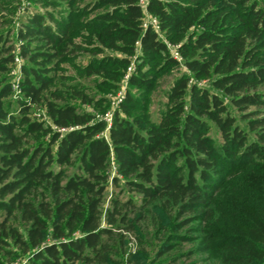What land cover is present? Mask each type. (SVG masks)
Returning a JSON list of instances; mask_svg holds the SVG:
<instances>
[{
    "label": "trees",
    "instance_id": "obj_1",
    "mask_svg": "<svg viewBox=\"0 0 264 264\" xmlns=\"http://www.w3.org/2000/svg\"><path fill=\"white\" fill-rule=\"evenodd\" d=\"M16 1L0 0V264H120L123 232L144 253L161 240L154 262L186 242L215 264H264V0H149L159 32L141 0H32L16 30L20 115L8 106ZM139 48L101 136L106 121L83 106L106 113ZM180 65L211 89L179 75L154 121L152 96ZM113 167L120 192L104 209Z\"/></svg>",
    "mask_w": 264,
    "mask_h": 264
},
{
    "label": "rangeland",
    "instance_id": "obj_2",
    "mask_svg": "<svg viewBox=\"0 0 264 264\" xmlns=\"http://www.w3.org/2000/svg\"><path fill=\"white\" fill-rule=\"evenodd\" d=\"M94 0H84V3H90L93 2ZM149 0H141V5L143 7V10L145 12V18H144V23L146 25H154V17L150 15L147 12V4ZM259 2H262L263 0H258ZM16 4V9L13 11L12 15H8L7 19L10 20V29H12V34L10 36V45H13L15 47V55H17L19 61L14 62L13 65L11 66V70L9 72V77H10V82L11 83H16L17 79L20 77V83L22 81V69L23 66L26 64V61L22 59L19 55V49L21 42L17 39L16 37V30L19 29L22 25L23 22L26 21L27 17V9L29 8L30 10L34 9L33 6V1L32 0H17L15 2ZM39 9L41 7H38ZM6 14V13H5ZM171 49V54L175 55V50L173 47H170ZM141 54L140 51H137L136 56L132 58V61L134 63L136 57H138ZM84 63V62H83ZM64 70H66L65 75H73L74 70L69 66L65 65L63 66ZM135 67V66H134ZM129 73V70L127 69L126 74L124 78L122 79L121 86L119 90L116 92V94H106V97L109 98L110 106L108 110L106 111L105 114L102 112H98L97 109L93 106H83V109L89 113H93L96 116V121L100 120H105L108 128L109 125L111 126L114 114L116 111L119 110L120 105L118 106V101L119 97L122 95H126V90L128 87V80L131 75H129V78L127 79V75ZM188 74L193 82H197L198 85H200L203 88H209L211 89V85L209 80H198L196 81L194 77H192L191 73L183 66L180 65L176 70L173 71V74L171 76L165 78L159 89L153 94L152 96V105H151V116L154 121H158L160 118V113L162 110L165 109V105L167 103V98H166V90L170 87L172 82L176 77H178L181 74ZM91 87H94L92 83H88ZM22 98V93H19L18 91L14 92L12 97L9 99L8 106L10 108L11 113L15 115H20V108H19V103L18 101ZM125 99V97H124ZM108 114V115H107ZM237 116L238 113H236ZM30 117L33 120L44 122L46 126L51 127V129L54 132H58L61 129H58L52 121L49 119L46 111L42 108L36 107V106H31V112H30ZM111 122V123H110ZM108 128L107 130L101 134V136H107L108 133ZM63 133V131H61ZM210 136L214 137V140L218 141L220 140V136L218 134L217 129L212 126V130L210 132ZM50 138V134L46 137L48 140ZM116 175V170L113 167L111 170V179H110V186L108 190V195L105 200V205L104 209H107L111 203V198L115 197L118 192H120L119 188H115L111 182L112 178ZM241 182V181H240ZM124 197V196H122ZM125 198V197H124ZM103 225H105V222L103 221ZM81 233H77V236H80ZM123 234L126 237L127 241V250L121 256L119 259L120 264H215L216 261V255L218 252H204L203 250L199 249L196 244L192 243H186V242H171V245H174V250L164 256V258L157 260L154 262V259L156 257L157 252L159 251V247L161 244H159L161 240H157L153 242L151 246L148 247L147 251L144 253L140 241L138 240L136 234L131 233V232H123ZM171 235V234H170ZM180 235H184V232L180 233ZM197 251V252H196ZM203 251V252H202ZM28 262V256L27 255H19L16 259L8 261L7 264H27Z\"/></svg>",
    "mask_w": 264,
    "mask_h": 264
},
{
    "label": "built area",
    "instance_id": "obj_3",
    "mask_svg": "<svg viewBox=\"0 0 264 264\" xmlns=\"http://www.w3.org/2000/svg\"><path fill=\"white\" fill-rule=\"evenodd\" d=\"M146 25V24H145ZM152 25V24H151ZM154 28H155V30L157 31V32H159V27H158V23H157V20L154 18V25H152ZM137 46L139 47V44L137 43ZM170 47H173L174 48V50H175V55H172L176 60H178L179 62H181L182 61V59H181V57H180V55H179V52H178V50H177V47H175V46H171V45H169V49H170ZM137 51H140V48L137 50ZM170 51H171V49H170ZM19 56V55H18ZM15 61L16 62H18L19 61V59H18V57H17V55L15 56ZM128 70H129V73H128V75H127V79L129 78V75H131L132 73H133V71H134V63H132L131 64V66L128 68ZM22 79V78H21ZM12 84V89H13V93L16 91H18L19 93H22V91H21V83H20V77L17 79V82L16 83H11ZM124 97L125 96H123L122 95V97L120 96L119 97V101H118V106L123 102V100H124ZM108 115V114H107ZM106 120V119H105ZM111 123V122H110ZM109 127H110V125H109ZM109 129V128H108ZM61 131H63V134L66 132V130L65 129H61ZM60 130H59V132H61ZM62 133V132H61Z\"/></svg>",
    "mask_w": 264,
    "mask_h": 264
}]
</instances>
